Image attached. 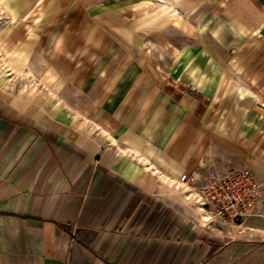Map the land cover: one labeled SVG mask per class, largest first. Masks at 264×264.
Returning <instances> with one entry per match:
<instances>
[{"label":"crops","instance_id":"crops-1","mask_svg":"<svg viewBox=\"0 0 264 264\" xmlns=\"http://www.w3.org/2000/svg\"><path fill=\"white\" fill-rule=\"evenodd\" d=\"M0 264H233L264 243V0H0ZM232 169L256 216L177 186Z\"/></svg>","mask_w":264,"mask_h":264},{"label":"built area","instance_id":"built-area-1","mask_svg":"<svg viewBox=\"0 0 264 264\" xmlns=\"http://www.w3.org/2000/svg\"><path fill=\"white\" fill-rule=\"evenodd\" d=\"M179 181L182 183L177 189L205 215L206 222L221 220L240 225L246 218L259 214L263 182L248 170L232 169L222 174H209L194 185L184 173Z\"/></svg>","mask_w":264,"mask_h":264},{"label":"rangeland","instance_id":"rangeland-1","mask_svg":"<svg viewBox=\"0 0 264 264\" xmlns=\"http://www.w3.org/2000/svg\"><path fill=\"white\" fill-rule=\"evenodd\" d=\"M5 16L0 8V28L4 23ZM253 249H250L247 252H242L237 254L235 257V262L233 264H264V243L261 244L259 242L252 243Z\"/></svg>","mask_w":264,"mask_h":264}]
</instances>
